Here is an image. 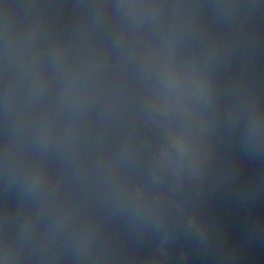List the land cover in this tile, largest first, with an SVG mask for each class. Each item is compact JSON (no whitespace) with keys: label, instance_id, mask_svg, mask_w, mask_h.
Returning <instances> with one entry per match:
<instances>
[{"label":"water","instance_id":"95a60500","mask_svg":"<svg viewBox=\"0 0 264 264\" xmlns=\"http://www.w3.org/2000/svg\"><path fill=\"white\" fill-rule=\"evenodd\" d=\"M0 264H264V0H0Z\"/></svg>","mask_w":264,"mask_h":264}]
</instances>
